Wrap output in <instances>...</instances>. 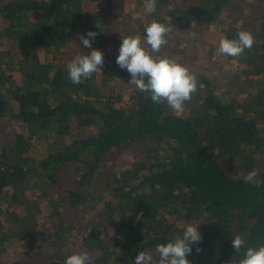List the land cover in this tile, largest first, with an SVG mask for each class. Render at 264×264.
Wrapping results in <instances>:
<instances>
[{"label": "trees", "instance_id": "16d2710c", "mask_svg": "<svg viewBox=\"0 0 264 264\" xmlns=\"http://www.w3.org/2000/svg\"><path fill=\"white\" fill-rule=\"evenodd\" d=\"M123 3L0 0V120L13 116L16 125L0 138V264H26L27 254L5 259L14 244L42 254V264L75 252L91 264H134L139 251L155 256L157 244L181 236L186 222L202 235L192 264H234L245 250L233 248L237 234L246 246L264 244V0H157L151 14L133 0L137 15L124 14ZM153 20L173 25L153 53L161 58L183 51L175 46L182 30L202 44L198 34L215 30L208 64L222 37L243 30L255 42L240 57L216 56L215 68L178 62L197 77V91L177 115L116 64L122 36L143 39ZM73 30L95 31L92 47L104 54L103 68L80 84L64 63ZM118 152L130 156L126 168L94 191ZM253 170L255 183L246 179ZM33 174L46 185L21 201Z\"/></svg>", "mask_w": 264, "mask_h": 264}, {"label": "clouds", "instance_id": "9594fccd", "mask_svg": "<svg viewBox=\"0 0 264 264\" xmlns=\"http://www.w3.org/2000/svg\"><path fill=\"white\" fill-rule=\"evenodd\" d=\"M156 5L157 0H144L145 11L149 14L156 11ZM172 29L171 20L167 23L153 20L146 26L143 39L140 35L122 36L116 64L130 74V85H134L140 92L150 93V98L155 104L166 102L177 115H180L184 111L185 103L190 101L197 91V77L176 60L153 55L159 53L168 43L167 37ZM96 36L97 33L91 30L87 36L80 35L82 44L91 51L77 55L68 62V77L74 84L90 79L103 68V52L92 47V40ZM254 42L251 32L242 30L234 39L222 37L215 49V55L240 57L245 49H252ZM257 175V171L253 170L248 173L246 179L255 183L254 178ZM201 241L202 235L197 223H187L181 236L156 245L155 256L149 251H139L134 264H192L187 257L193 251L192 245H198ZM246 243L239 234L233 237L232 246L236 252L239 254L242 248L245 249L234 264H264V244L256 247L246 246ZM196 251L200 252L201 248L197 247ZM64 264H91V258L87 252H75L66 258Z\"/></svg>", "mask_w": 264, "mask_h": 264}, {"label": "rangeland", "instance_id": "374dc122", "mask_svg": "<svg viewBox=\"0 0 264 264\" xmlns=\"http://www.w3.org/2000/svg\"><path fill=\"white\" fill-rule=\"evenodd\" d=\"M144 10L145 11V7L141 9V11ZM124 14L127 15H137L138 11L134 6L133 0H124L123 3V11ZM137 12V13H136ZM227 22V21H226ZM82 32V31H81ZM80 32L78 31H71V35L69 40L72 42V44H68L65 46V50H66V57L64 60V63L69 62L70 60H72L73 58H75V56L80 55V51H79V46L81 44L80 41V37H77ZM81 35H84L83 32ZM85 36V35H84ZM198 36L201 37V39L203 38L206 42L205 43H199L197 42L193 37L192 34L188 33V30L184 31L182 30L180 32V34H177V40L175 41V46L178 48L183 49V51H179L175 56H177V58L175 57V60L177 62L182 63L185 59H186V63L189 66L191 64V67L193 66L194 68H198L201 66V64H203V67H208L209 65L212 68L214 67V64H216V61H214V58L216 57V55L213 53L212 55H210V59H213V62L210 64H208V62H206V55H207V51H208V45H213L216 40V36H215V30L211 29L208 30L206 29L201 35L198 34ZM189 48V51H186V49ZM194 52H196V57L194 56L195 54H193ZM68 57V58H67ZM173 59V58H172ZM217 59H222L223 58L221 56H219ZM59 63V60H57ZM183 64V63H182ZM190 68V66H189ZM217 71V69H216ZM216 74H218V71L216 72ZM15 112V109L14 111ZM15 128V117L10 116L8 118H5L3 120H0V138H8L10 133H11V129ZM51 139V137H49ZM40 142V141H39ZM44 141H41L38 146H37V152H42L45 148L44 146ZM36 153V154H38ZM125 155H123L121 152H118L116 154L113 155V157L117 158V161H113L108 162V169H106L107 174H103L101 177L98 178V180L95 182L94 184V191H100L102 189V184L104 182L103 179H105L106 177H110L112 174L117 173L119 170H123L126 168V160L128 157V160L130 161V156L124 157ZM123 164H122V163ZM62 176L69 173V170H62ZM62 179H64L63 177H61ZM23 184V183H22ZM46 185V183L44 182V175L38 174V175H34L33 174V181L30 182V184L26 183L23 184L22 187H24V193L22 194L21 197V201H27V199L29 198H36L35 194L39 193V190L41 188H43ZM35 196V197H34ZM41 200V199H40ZM44 204V203H43ZM43 207V205H41ZM100 207V205H99ZM44 217V216H43ZM186 223H190V222H186ZM23 247L19 244H14L11 247H8V256L5 259H8V261H16L17 259L19 260H24V256L27 254V259L26 260V264H42L43 263V256L41 255H37L35 253H33V250H27L25 251V249H22ZM55 246L49 248L48 250H46L47 252H50L51 250H54ZM46 249V248H45ZM57 249V248H56Z\"/></svg>", "mask_w": 264, "mask_h": 264}]
</instances>
